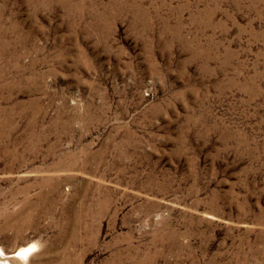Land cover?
Here are the masks:
<instances>
[{"label":"rangeland","instance_id":"1","mask_svg":"<svg viewBox=\"0 0 264 264\" xmlns=\"http://www.w3.org/2000/svg\"><path fill=\"white\" fill-rule=\"evenodd\" d=\"M0 260L264 264V0H0Z\"/></svg>","mask_w":264,"mask_h":264},{"label":"bare ground","instance_id":"2","mask_svg":"<svg viewBox=\"0 0 264 264\" xmlns=\"http://www.w3.org/2000/svg\"><path fill=\"white\" fill-rule=\"evenodd\" d=\"M30 246H28V247H22V248H20L18 251H17V254L19 255V256H26L28 253H29V251H30ZM5 261H7V260H0V262H5Z\"/></svg>","mask_w":264,"mask_h":264}]
</instances>
